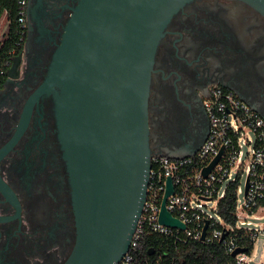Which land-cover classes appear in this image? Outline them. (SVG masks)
Listing matches in <instances>:
<instances>
[{"label": "flooded vegetation", "instance_id": "af4514ba", "mask_svg": "<svg viewBox=\"0 0 264 264\" xmlns=\"http://www.w3.org/2000/svg\"><path fill=\"white\" fill-rule=\"evenodd\" d=\"M24 1L0 86V264H64L77 240L73 187L59 88L41 89L81 0ZM220 86L264 117V14L244 0H191L167 24L151 71L153 153L200 147L210 128L205 103Z\"/></svg>", "mask_w": 264, "mask_h": 264}, {"label": "water", "instance_id": "95a60500", "mask_svg": "<svg viewBox=\"0 0 264 264\" xmlns=\"http://www.w3.org/2000/svg\"><path fill=\"white\" fill-rule=\"evenodd\" d=\"M189 1L81 0L66 27L41 89L59 88L60 140L73 187L77 240L64 264H119L130 248L153 155L151 71L167 24ZM244 1L264 14V0ZM248 188L247 180L245 194ZM173 192L169 177L159 220L184 229L166 206ZM208 226L207 220L202 240ZM244 251L237 248L232 255Z\"/></svg>", "mask_w": 264, "mask_h": 264}, {"label": "built area", "instance_id": "2783aa9c", "mask_svg": "<svg viewBox=\"0 0 264 264\" xmlns=\"http://www.w3.org/2000/svg\"><path fill=\"white\" fill-rule=\"evenodd\" d=\"M24 2L19 1L20 24L24 20ZM205 107L210 123L209 133L193 154L171 157L153 153L146 200L130 248L119 264H141L136 257V251L143 245L147 236L154 234L171 239L175 244L189 239L207 242L221 240L225 230L216 226L218 220L203 207L210 200L219 201L223 198L229 182L243 173L249 183L246 194V185L244 188L241 185L238 187V194H244L240 204L244 218L247 219L249 214L263 209L264 117L231 89L223 86L213 89ZM247 146H250V150L245 149ZM221 151L217 164L204 175V168L210 165ZM169 177L173 180L174 192L169 195L166 206L173 216L185 225L184 229L168 226L159 220ZM207 220L209 226L205 239L202 240ZM249 229L254 238L261 231L259 228ZM262 231L264 233V230ZM227 248L231 253L238 248L233 238L229 240ZM236 258L239 264H249L248 255L244 252ZM145 263L153 264L149 259H146Z\"/></svg>", "mask_w": 264, "mask_h": 264}, {"label": "trees", "instance_id": "16d2710c", "mask_svg": "<svg viewBox=\"0 0 264 264\" xmlns=\"http://www.w3.org/2000/svg\"><path fill=\"white\" fill-rule=\"evenodd\" d=\"M19 1L0 0V21L5 16L8 24V30L0 40V86L20 39ZM239 185L240 175L229 182L225 196L218 201L215 210L220 218L216 226L225 230L224 239L214 242L189 239L175 244L171 239L157 234L147 236L143 245L136 251V257L141 264H147L146 259L151 260L153 264H239L236 256L228 251L229 240L233 238L237 247L244 248V253L247 255L253 250L255 242V238L251 236V230L238 225ZM151 249H154V254L149 253ZM157 259L159 262H155Z\"/></svg>", "mask_w": 264, "mask_h": 264}, {"label": "rangeland", "instance_id": "374dc122", "mask_svg": "<svg viewBox=\"0 0 264 264\" xmlns=\"http://www.w3.org/2000/svg\"><path fill=\"white\" fill-rule=\"evenodd\" d=\"M8 24L6 21L5 16L0 21V40L3 39V34L8 30L7 28ZM251 134V133H250ZM252 136V134H251ZM245 149L250 150V146L245 147ZM233 175H236V172L234 171ZM246 180L247 176L245 173H243L240 176V185L241 187H245L246 185ZM239 221L238 225L239 226H245L249 228H259L261 231L258 233V235L255 237V242H254V248L251 251L250 254H248V263L249 264H264V233L262 230H264V207L261 210H258L254 213H251L247 216V219H245V215L242 212L241 209V202L244 199V194L239 193ZM218 201L217 200H210L206 202V205L203 207L206 212L211 214L213 217H215L217 220L220 221V218L218 214L215 211V208H217ZM248 221L250 223H248Z\"/></svg>", "mask_w": 264, "mask_h": 264}]
</instances>
